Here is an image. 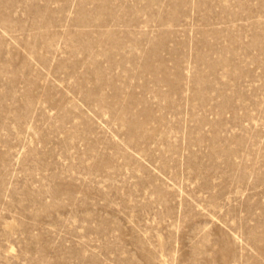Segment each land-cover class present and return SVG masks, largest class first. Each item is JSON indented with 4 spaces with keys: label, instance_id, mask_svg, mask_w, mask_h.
Wrapping results in <instances>:
<instances>
[{
    "label": "rangeland",
    "instance_id": "obj_1",
    "mask_svg": "<svg viewBox=\"0 0 264 264\" xmlns=\"http://www.w3.org/2000/svg\"><path fill=\"white\" fill-rule=\"evenodd\" d=\"M0 264H264V0H0Z\"/></svg>",
    "mask_w": 264,
    "mask_h": 264
}]
</instances>
